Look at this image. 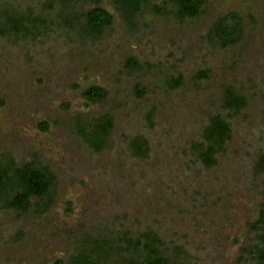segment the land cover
<instances>
[{
	"label": "rangeland",
	"instance_id": "obj_1",
	"mask_svg": "<svg viewBox=\"0 0 264 264\" xmlns=\"http://www.w3.org/2000/svg\"><path fill=\"white\" fill-rule=\"evenodd\" d=\"M100 6L113 23L89 37L74 18L89 2L0 0V166L35 161L55 178L26 212L0 202V264H71L96 242L117 248L148 232L172 264H260L264 0H207L186 19L149 0L132 24L114 0ZM230 13L243 32L223 47L209 33ZM91 85L106 90L103 102L84 100ZM226 87L243 109H223ZM103 115L114 127L96 150L78 123ZM215 116L231 137L208 167L195 146Z\"/></svg>",
	"mask_w": 264,
	"mask_h": 264
},
{
	"label": "trees",
	"instance_id": "obj_2",
	"mask_svg": "<svg viewBox=\"0 0 264 264\" xmlns=\"http://www.w3.org/2000/svg\"><path fill=\"white\" fill-rule=\"evenodd\" d=\"M89 2L93 7L86 12L79 14L75 18L80 22L81 31L89 37H99L104 30L113 23V16L100 6L102 0H81ZM149 0H114L123 13L126 20L132 24V20ZM207 0H165V4L170 5L173 14L181 19L195 18L199 15L201 9ZM160 11L164 12L163 9ZM7 15V12H4ZM69 18H72L70 16ZM15 28H20L22 22L14 18ZM9 20L12 17L9 16ZM70 21V20H69ZM14 22V21H13ZM72 22V21H70ZM243 32L242 18L235 13H230L219 18L213 25L209 33L211 39H215L223 47L234 44L240 39ZM132 70L139 69L136 61H129ZM203 76V75H201ZM179 80H173L172 86H178ZM140 91L139 95L143 96ZM83 98L90 104L103 102L107 97L105 89L91 85L83 92ZM223 109L229 112H238L247 105V99L238 94L231 87L224 89L221 99ZM78 127L80 134L86 141L96 149L101 150L109 139L114 123L110 116L103 115L89 122L79 121ZM45 129V126L43 127ZM231 137L230 126L220 116L212 117L209 124L203 129V142L195 146L198 151V157L205 166H213L216 160L213 155L216 150H221L225 142ZM205 143L207 145H205ZM145 146L135 142V152L143 155ZM258 170L264 175V155L261 157ZM55 185L53 174L45 167L35 161L25 162L17 165L11 158L8 162L0 166V202H4L6 208L17 212H26L30 207L32 198L44 199L51 196ZM259 224L264 225V180H263V203L261 204V213ZM163 242L157 235L148 232L138 239L126 238L117 248H111V241L96 242L95 250L83 251L76 255L71 264H101L103 260L110 264H172L171 260L160 250ZM124 251V252H123ZM260 264H264V234L260 243L256 246ZM121 252L126 253L121 256ZM112 253L114 261L108 258ZM128 255V256H127Z\"/></svg>",
	"mask_w": 264,
	"mask_h": 264
}]
</instances>
